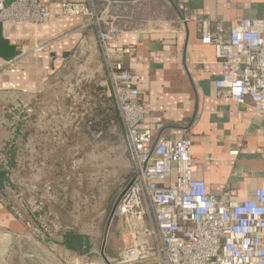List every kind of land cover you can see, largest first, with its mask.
Listing matches in <instances>:
<instances>
[{"label":"crops","instance_id":"obj_1","mask_svg":"<svg viewBox=\"0 0 264 264\" xmlns=\"http://www.w3.org/2000/svg\"><path fill=\"white\" fill-rule=\"evenodd\" d=\"M120 1L124 32L110 42V48L131 72L150 109L142 127H153L163 138L190 133L195 176L204 179L211 192L229 188L246 198L256 187H264V117L248 105L217 95L214 81L222 69L214 47L200 38L201 19H209L215 29L238 17H264V0H180L188 8L187 22L181 20L173 0ZM83 23L82 17H67L54 9L50 21L38 28L21 26L4 32L0 25V89L39 95L48 76L60 73L74 78L78 46L85 43L87 58L98 52L93 27ZM38 43H49V47L35 52ZM13 62L17 65L2 70ZM65 67L70 75L61 73ZM103 67L98 64L89 82L100 105L101 92H106L108 104L110 97ZM60 78L61 83L72 81ZM234 149L240 150L237 156L230 154ZM29 226L0 204V264L77 263L78 251L63 238L52 243L31 239ZM124 229L122 220L112 218L106 232L110 231L108 244L114 253L131 243ZM52 245L69 260L50 253ZM87 253L79 256L87 257Z\"/></svg>","mask_w":264,"mask_h":264},{"label":"built area","instance_id":"obj_2","mask_svg":"<svg viewBox=\"0 0 264 264\" xmlns=\"http://www.w3.org/2000/svg\"><path fill=\"white\" fill-rule=\"evenodd\" d=\"M173 2L187 22L185 2ZM121 4L120 0H0L4 32L21 26L38 28L50 21L54 9L67 17H82L83 25L95 31L105 59L108 96L132 163L131 185L122 192L113 216L124 222L131 241L119 253L121 262L264 264V187H256L246 198L229 188L211 192L206 181L195 176L190 133L163 138L153 127H142L150 109L131 72L110 48V42L124 32ZM200 22L201 41L214 47L222 69L214 81L217 95L248 105L264 117V17H238L215 29L207 18ZM48 47L49 43H38L34 50ZM101 96L108 113L106 92ZM115 123V119L109 122ZM88 130L95 138L103 135L102 129ZM239 152L234 149L230 154Z\"/></svg>","mask_w":264,"mask_h":264},{"label":"rangeland","instance_id":"obj_3","mask_svg":"<svg viewBox=\"0 0 264 264\" xmlns=\"http://www.w3.org/2000/svg\"><path fill=\"white\" fill-rule=\"evenodd\" d=\"M96 44L100 52L90 58L82 44L76 49L74 78L48 76L39 95L0 89V159L11 155L16 161L8 197L1 195L0 204L30 225L31 239L52 243L68 231L86 235L90 255L84 252L82 258L77 252L76 264H124L120 252L109 248L106 231L116 200L132 178V163L120 123L105 122L103 105L90 88L98 64L105 69L97 39ZM69 72L65 67L61 73ZM60 77L72 81L61 83ZM89 127L102 129L103 135L93 137ZM52 247L50 253L69 260Z\"/></svg>","mask_w":264,"mask_h":264},{"label":"trees","instance_id":"obj_4","mask_svg":"<svg viewBox=\"0 0 264 264\" xmlns=\"http://www.w3.org/2000/svg\"><path fill=\"white\" fill-rule=\"evenodd\" d=\"M104 114H105V122L107 124H109L111 119H115L116 122H119L118 113L116 108L113 106V103L110 104V111L108 113L104 112ZM14 166H16V161L14 158H12L11 155L7 159L4 160L0 159V196L7 195L6 197H8L7 192L10 190L13 182L12 179L10 178V173H11V168H13ZM12 211L18 217H20V215L16 213L15 210ZM63 241L68 247H72L78 252L80 251V253L83 252L82 254H84V252H88L87 250L90 246L88 237L86 235L80 234L75 231L65 232L63 234Z\"/></svg>","mask_w":264,"mask_h":264},{"label":"water","instance_id":"obj_5","mask_svg":"<svg viewBox=\"0 0 264 264\" xmlns=\"http://www.w3.org/2000/svg\"><path fill=\"white\" fill-rule=\"evenodd\" d=\"M130 185H131V183H129V184L127 185L125 191L129 188ZM125 191H124V192H125ZM124 192H123V193H124ZM123 193H122V194L118 197V199L116 200V203H115L114 208H113V210H112V214H111L110 219H109V223L111 222V220H112V218H113V216H114L115 209H116L117 204H118V202L120 201V198L122 197ZM109 223H108V227H109ZM108 227H107V229H108ZM105 239H106V238H105ZM103 249H104V248H103Z\"/></svg>","mask_w":264,"mask_h":264},{"label":"bare ground","instance_id":"obj_6","mask_svg":"<svg viewBox=\"0 0 264 264\" xmlns=\"http://www.w3.org/2000/svg\"><path fill=\"white\" fill-rule=\"evenodd\" d=\"M2 234V233H1Z\"/></svg>","mask_w":264,"mask_h":264}]
</instances>
